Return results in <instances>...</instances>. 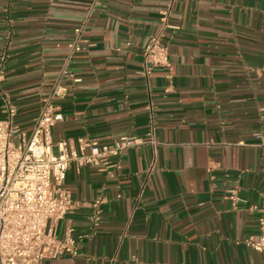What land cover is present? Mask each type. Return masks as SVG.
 Wrapping results in <instances>:
<instances>
[{
  "label": "crops",
  "instance_id": "1",
  "mask_svg": "<svg viewBox=\"0 0 264 264\" xmlns=\"http://www.w3.org/2000/svg\"><path fill=\"white\" fill-rule=\"evenodd\" d=\"M91 2L0 0V119L13 104L29 135L61 85L55 142L138 140L106 163L70 164L74 209L57 236L74 244L40 264H264L248 245L264 200V0ZM155 34L170 66L146 77Z\"/></svg>",
  "mask_w": 264,
  "mask_h": 264
},
{
  "label": "built area",
  "instance_id": "2",
  "mask_svg": "<svg viewBox=\"0 0 264 264\" xmlns=\"http://www.w3.org/2000/svg\"><path fill=\"white\" fill-rule=\"evenodd\" d=\"M98 1L92 0L91 11ZM169 14L167 9L164 26ZM90 17L91 14L74 29L67 64L86 47L83 37ZM168 66V47L160 34L152 35L144 49V75L149 77L156 67ZM65 91V87L58 85L45 99L29 135L15 125L17 109L13 104H7L6 116L0 119V264H40L71 250L73 241L57 236L58 223L74 209L71 194L64 187L70 164L75 160L92 165L106 163L110 156H119L138 143L131 136H122L111 145L79 138L77 151L69 150L64 141L55 142L53 127L63 119L55 99ZM148 137L154 142V128ZM261 145L264 146V138ZM86 147L90 148L89 153L84 152ZM258 228V236L251 238L248 245L264 253V200Z\"/></svg>",
  "mask_w": 264,
  "mask_h": 264
}]
</instances>
